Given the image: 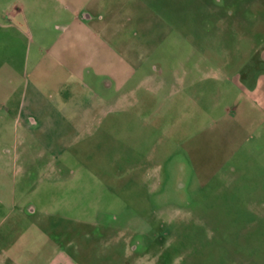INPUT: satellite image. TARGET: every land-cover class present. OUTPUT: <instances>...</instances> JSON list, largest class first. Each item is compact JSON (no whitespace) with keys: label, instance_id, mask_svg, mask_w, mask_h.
Here are the masks:
<instances>
[{"label":"rangeland","instance_id":"1","mask_svg":"<svg viewBox=\"0 0 264 264\" xmlns=\"http://www.w3.org/2000/svg\"><path fill=\"white\" fill-rule=\"evenodd\" d=\"M16 1L0 0V13ZM143 1L146 14L169 20L177 33L191 29L198 36L205 27L210 33L216 29V15H206L202 0ZM248 1L224 0L226 18L240 24L252 19L242 8ZM248 24L239 31L248 32ZM26 29L23 23L0 27L1 240H19L22 234L43 239L40 232H46L49 240L79 245L86 264H264V157L235 170L231 162L200 168L216 154L206 151L211 144L200 151L204 137L209 143L216 137L211 129L201 132L207 123L201 103L156 99L140 90L126 108L113 99L107 106L111 120L81 146L42 154L32 138L23 151L18 137L14 147L18 139L8 109L30 81L41 78L31 73L40 42ZM168 42L160 43L161 51H168ZM175 49L185 45L178 42ZM111 92L113 98L119 94ZM192 145L198 148L193 154L186 151ZM50 163L72 167L77 179L44 183ZM28 205L37 212L19 211Z\"/></svg>","mask_w":264,"mask_h":264},{"label":"crops","instance_id":"2","mask_svg":"<svg viewBox=\"0 0 264 264\" xmlns=\"http://www.w3.org/2000/svg\"><path fill=\"white\" fill-rule=\"evenodd\" d=\"M216 3L201 1L206 15H216V29L210 33L205 27L198 36L191 29L177 33L169 20L146 14L143 0H17L3 8L0 27L23 23L31 40L40 42L31 69L41 74L39 83L30 81L8 109L23 151L31 138L42 154L81 146L111 120L112 107L107 106L113 99L123 109L141 90L156 99L186 97L204 105L201 119L207 123L201 132L211 129L216 137L211 143L204 137L200 151L217 156L201 161L200 168L215 164L220 169L231 162L235 170L263 158L264 0L242 4L253 17L249 24L229 20L224 0ZM202 19L208 25L209 17ZM246 24L248 32H240V25ZM166 38L168 51H161ZM178 42L185 45L183 51H176ZM162 57L171 61L162 62ZM113 90L119 91L115 98ZM18 143L19 139L14 147ZM207 144L214 146L206 150ZM194 150L198 148L193 145L186 148L191 154ZM47 168L52 172L46 173L44 183L77 179L70 166L50 163ZM26 207L19 211L37 212L34 206ZM40 233L43 239L31 240L25 234L15 241L0 239V264H86L79 245L52 241L46 232Z\"/></svg>","mask_w":264,"mask_h":264}]
</instances>
